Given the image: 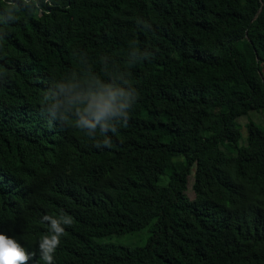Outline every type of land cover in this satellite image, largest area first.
<instances>
[{
	"label": "trees",
	"instance_id": "trees-1",
	"mask_svg": "<svg viewBox=\"0 0 264 264\" xmlns=\"http://www.w3.org/2000/svg\"><path fill=\"white\" fill-rule=\"evenodd\" d=\"M40 5L0 24V232L27 264L61 211L54 264H264V126L240 144L238 120L264 109V0ZM95 80L137 89L126 125L88 137L62 104L52 120ZM145 228L141 246L97 240Z\"/></svg>",
	"mask_w": 264,
	"mask_h": 264
},
{
	"label": "clouds",
	"instance_id": "clouds-1",
	"mask_svg": "<svg viewBox=\"0 0 264 264\" xmlns=\"http://www.w3.org/2000/svg\"><path fill=\"white\" fill-rule=\"evenodd\" d=\"M43 2L51 4V0H43ZM40 7V0H6V5L0 13V24L15 21L17 13L22 8L33 11ZM0 39H3V36H0ZM147 58L149 57H145ZM68 91L64 86L60 87L61 94ZM137 98L136 88L128 91L120 85L105 84L95 80L89 82L87 88L77 94L65 95L64 100L50 110V116L52 120H56L55 109L62 104L65 110L60 113L59 121L71 122L72 127L92 138H95L94 133L99 125L100 135L107 137V133L117 131L118 125L127 124L129 110ZM101 143L110 146L111 141L105 138L97 143V147H100ZM42 222H46L48 228L39 240V259L44 264H54V254L61 243V238L65 235V226H71L73 218L61 211L58 216L44 215ZM34 256L36 253L28 252L16 238L0 232V264H27Z\"/></svg>",
	"mask_w": 264,
	"mask_h": 264
},
{
	"label": "rangeland",
	"instance_id": "rangeland-1",
	"mask_svg": "<svg viewBox=\"0 0 264 264\" xmlns=\"http://www.w3.org/2000/svg\"><path fill=\"white\" fill-rule=\"evenodd\" d=\"M262 69L264 72V65L262 64ZM249 119H252L258 123H262L264 126V109L257 111L252 110L249 112L248 115L241 116L238 120L242 124V133L243 138L240 141V144H246L245 138L247 136V127L245 124L249 121ZM193 182H194V171L189 176V182H188V188H187V194L189 197L194 198V189H193ZM150 232L148 228H145L141 231L135 232V233H125L121 235H111L106 236L103 238H97L100 242L103 243H115V244H122L126 246H141L144 245L147 242L148 236Z\"/></svg>",
	"mask_w": 264,
	"mask_h": 264
}]
</instances>
